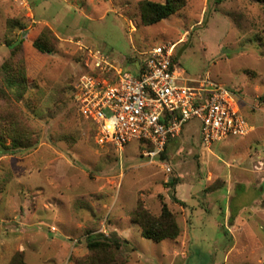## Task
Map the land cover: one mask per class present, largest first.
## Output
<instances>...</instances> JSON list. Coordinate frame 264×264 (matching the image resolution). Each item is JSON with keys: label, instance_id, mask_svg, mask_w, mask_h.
<instances>
[{"label": "rangeland", "instance_id": "obj_1", "mask_svg": "<svg viewBox=\"0 0 264 264\" xmlns=\"http://www.w3.org/2000/svg\"><path fill=\"white\" fill-rule=\"evenodd\" d=\"M140 1L0 0V67L22 37L15 57L30 84L16 100L0 74V137L13 112L31 143L0 155V264H74L88 232L134 244L125 264H264V3L187 0L144 26ZM42 31L58 40L51 54L32 45ZM161 44L173 46L179 84L203 78L231 92L245 135L205 145L192 119L153 161L137 140L98 143L78 83L103 85L114 72L95 67L94 54L135 72L130 60ZM138 203L153 215L165 204L179 235L142 237L131 221Z\"/></svg>", "mask_w": 264, "mask_h": 264}, {"label": "built area", "instance_id": "obj_2", "mask_svg": "<svg viewBox=\"0 0 264 264\" xmlns=\"http://www.w3.org/2000/svg\"><path fill=\"white\" fill-rule=\"evenodd\" d=\"M172 49L171 44L152 47L137 68L140 75L111 64L100 52L94 54L95 67L114 72L103 85L93 76L78 83L88 93L80 98V110L96 123L98 143L122 147L142 141V156L153 161L192 119L198 121L205 145L250 130L225 87L203 78L190 85L178 83L182 79L172 62Z\"/></svg>", "mask_w": 264, "mask_h": 264}, {"label": "trees", "instance_id": "obj_3", "mask_svg": "<svg viewBox=\"0 0 264 264\" xmlns=\"http://www.w3.org/2000/svg\"><path fill=\"white\" fill-rule=\"evenodd\" d=\"M259 3H264V0H254ZM187 0H164L163 2L141 0L138 8L140 14L141 24L144 26L154 25L162 19L168 18L178 9L186 4ZM22 37L16 40V44L9 43L11 48V56L8 61H5L0 67V74L2 76V84L5 89L16 97V100H21L23 95L29 89L30 84L27 82L25 76V66L21 59H17L15 53L19 50L16 48L21 45ZM13 43V41H11ZM58 42L56 37H53L49 31H42L40 35L33 41L32 45L38 52L42 54H51L54 51V46ZM16 48V50H15ZM131 64L135 66L136 75H140V60H130ZM175 64V58H172ZM13 112L5 113V117L12 118L6 120L2 127L5 129L0 137V155L6 152H13L18 148L29 147L30 140L25 134L21 125V121L10 117ZM14 114V113H13ZM17 121V122H16ZM16 122V123H15ZM10 138L11 142L6 144L5 138ZM170 140V138L168 139ZM164 147L163 152L158 158H163L165 155L169 141ZM142 148V141H139ZM149 148V146H148ZM177 180L171 179L168 181L170 187L174 186ZM175 200V198H174ZM182 202V201H180ZM183 204V203H181ZM131 221L139 228L140 235L148 240L160 242L167 238L174 239L179 235V226L175 220L173 213L162 204L159 215H153L146 210L142 204L138 203L135 209L131 212ZM85 244L88 250L87 255L82 259L76 260L74 264H125L127 257L123 253V247L129 245L131 251L135 250L134 244L126 239H120L116 234L112 233L108 238H103L100 234H93L88 232L85 237ZM11 264H23L19 257H15Z\"/></svg>", "mask_w": 264, "mask_h": 264}, {"label": "crops", "instance_id": "obj_4", "mask_svg": "<svg viewBox=\"0 0 264 264\" xmlns=\"http://www.w3.org/2000/svg\"><path fill=\"white\" fill-rule=\"evenodd\" d=\"M142 60V59H141ZM140 60V61H141ZM127 65H129V64H127ZM122 69H124V70H128V69H126L125 67H123V66H120ZM128 71H130V70H128ZM184 127V126H183ZM180 133V132H179ZM198 133H199V124H198ZM179 134H177V135H172L171 137H170V140L171 139H173V138H175L176 136H178ZM198 137H200V133H199V136ZM170 140H168V141H170Z\"/></svg>", "mask_w": 264, "mask_h": 264}]
</instances>
